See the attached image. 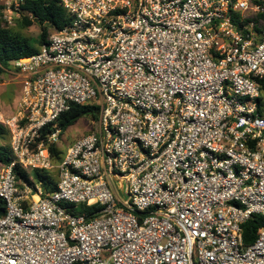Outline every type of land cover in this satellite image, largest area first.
Returning <instances> with one entry per match:
<instances>
[{
    "label": "built area",
    "instance_id": "built-area-1",
    "mask_svg": "<svg viewBox=\"0 0 264 264\" xmlns=\"http://www.w3.org/2000/svg\"><path fill=\"white\" fill-rule=\"evenodd\" d=\"M58 1L69 23L11 63L20 109L0 108V264H264V223L243 240L264 220V0ZM1 2L8 28L24 0ZM72 105L97 129L45 194L15 168L52 172Z\"/></svg>",
    "mask_w": 264,
    "mask_h": 264
},
{
    "label": "trees",
    "instance_id": "trees-1",
    "mask_svg": "<svg viewBox=\"0 0 264 264\" xmlns=\"http://www.w3.org/2000/svg\"><path fill=\"white\" fill-rule=\"evenodd\" d=\"M20 9L24 18L28 19L29 15H31L36 22L41 24L42 33L38 40L26 39L6 28L0 16V73L3 68H9L13 61L37 54L40 47L47 43L49 37L48 31L50 29L59 31L69 23V17L58 0H24ZM261 84L264 93V78ZM262 105L264 106V95ZM98 113L99 110L96 107L72 105L58 120V128L61 130V135L75 126L82 118L91 117L98 120ZM51 132V128L44 130L42 139H46L47 135ZM5 137H9L8 131L4 126L0 125V139ZM50 151L53 162L59 163L62 160L63 152L58 149L56 144L50 146ZM13 160L14 158L9 147H0V163L8 165ZM15 173L18 179L25 184L33 187L36 184L40 185L45 194L52 193L57 189L58 181L55 182L49 172L38 170L26 171L16 167ZM93 210L99 211L100 207L94 206ZM5 213L6 204L0 199V217L4 216ZM263 223V218L255 215L243 225L245 246H250L256 242L258 231L262 228Z\"/></svg>",
    "mask_w": 264,
    "mask_h": 264
},
{
    "label": "rangeland",
    "instance_id": "rangeland-1",
    "mask_svg": "<svg viewBox=\"0 0 264 264\" xmlns=\"http://www.w3.org/2000/svg\"><path fill=\"white\" fill-rule=\"evenodd\" d=\"M14 8L15 5H12V10H14ZM3 10L4 5L0 0V16L3 15ZM15 15L13 16L14 25L8 27V29L26 39L38 40L42 33L41 24L29 17L28 19H26V17L24 18L23 15H20L18 18ZM48 32V35L50 36L54 32V30L50 29ZM0 75V108L7 116V118H15L19 113V104L22 97L21 79L18 77V74L12 70L11 67L3 69ZM96 129L97 120L92 119L91 117L82 118L75 126L68 129L63 135L59 137L56 145L61 152H64L72 143L79 140L83 136L95 132ZM9 144V137L0 139V147L8 148ZM54 165L55 167L51 172V177L56 182L58 181L59 176L57 170L58 163L54 162Z\"/></svg>",
    "mask_w": 264,
    "mask_h": 264
},
{
    "label": "crops",
    "instance_id": "crops-1",
    "mask_svg": "<svg viewBox=\"0 0 264 264\" xmlns=\"http://www.w3.org/2000/svg\"><path fill=\"white\" fill-rule=\"evenodd\" d=\"M22 85V84H21ZM21 94H22V86H21Z\"/></svg>",
    "mask_w": 264,
    "mask_h": 264
}]
</instances>
